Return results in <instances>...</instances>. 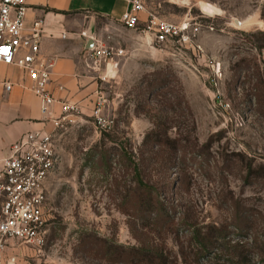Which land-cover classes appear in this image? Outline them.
Here are the masks:
<instances>
[{
	"label": "rangeland",
	"instance_id": "rangeland-1",
	"mask_svg": "<svg viewBox=\"0 0 264 264\" xmlns=\"http://www.w3.org/2000/svg\"><path fill=\"white\" fill-rule=\"evenodd\" d=\"M142 1L159 18L199 24L196 44L159 47L141 29L81 13L87 37L123 49L102 62L106 79L99 78L102 115L113 123L104 130L93 112L77 113L58 130L44 254L28 250L24 264H126L117 247L163 246V239L170 252L180 243L195 252L213 226L236 239L237 217L247 224L241 235L264 230V0ZM208 4L214 12L203 11ZM152 130L166 143L158 149L143 144ZM135 164L145 180L177 185L161 190L165 208L176 206L161 212L175 216L178 236L174 228L156 237L135 196L126 199ZM199 255L192 258L227 264L213 249Z\"/></svg>",
	"mask_w": 264,
	"mask_h": 264
},
{
	"label": "built area",
	"instance_id": "built-area-1",
	"mask_svg": "<svg viewBox=\"0 0 264 264\" xmlns=\"http://www.w3.org/2000/svg\"><path fill=\"white\" fill-rule=\"evenodd\" d=\"M128 9L120 22L129 29H141L153 36L159 47L169 43L195 45L200 25L189 21L173 23L147 11L142 0H125ZM146 13L145 19L141 14ZM27 6L24 0H0V63L21 67L32 81L31 90L40 98L41 109L51 128H42L24 133L10 146L8 155L2 159L0 168V264H15L18 252L24 247L37 257L44 254L47 233V182L60 163L57 132L65 121L79 111L77 103L60 101L61 111L57 115L52 107L57 102L48 89L53 62L45 59L40 51L41 23L35 22L26 32ZM86 34V32H83ZM91 48H87V66L100 75L101 64L123 54V49L103 44L95 36ZM89 60L92 64L89 63ZM10 90L11 83H5ZM105 105L103 95L98 96L94 107L98 126L111 128L113 119L102 115ZM17 250L7 256L8 248ZM38 264H47L40 261Z\"/></svg>",
	"mask_w": 264,
	"mask_h": 264
},
{
	"label": "crops",
	"instance_id": "crops-1",
	"mask_svg": "<svg viewBox=\"0 0 264 264\" xmlns=\"http://www.w3.org/2000/svg\"><path fill=\"white\" fill-rule=\"evenodd\" d=\"M27 6L25 31L40 22L42 35L40 51L43 58L53 62L51 81L48 85L57 102L52 109L61 111L60 101H70L79 106L78 113L90 114L98 101L99 77L84 62V53L90 41L81 20V13L98 15L120 21L128 9L125 0H24ZM146 14H141L145 19ZM110 69L112 68L111 65ZM5 83H11L6 90ZM32 81L17 65L0 63V168L10 146L24 133L42 128L49 129L46 115L41 109L40 98L31 90ZM18 252L15 264H24ZM17 250L8 248L7 256ZM25 264H30L25 262Z\"/></svg>",
	"mask_w": 264,
	"mask_h": 264
},
{
	"label": "trees",
	"instance_id": "trees-1",
	"mask_svg": "<svg viewBox=\"0 0 264 264\" xmlns=\"http://www.w3.org/2000/svg\"><path fill=\"white\" fill-rule=\"evenodd\" d=\"M166 136L168 140L169 137L168 135ZM149 141H155L154 148L157 149L166 144L161 139V135L155 132V130L147 134L143 144H148ZM177 150H179V147H177ZM134 166V187L128 189L126 199L129 200L135 196L136 203L139 206L137 212L143 213L146 218V225H144L149 231L152 230V233L154 231L156 237H160L162 232L165 234L173 233L174 228L175 235L178 236L175 216H170L176 206L166 209L167 205L161 193L163 188H168L172 184L166 181H147L144 179L139 165L135 164ZM162 167L164 168V166ZM177 184H180L179 180ZM172 186L174 188L177 187V185ZM162 209H165L167 213L170 212V215L164 218L161 212ZM234 220L236 222L234 228L237 231L236 239L228 238L229 235L225 233L226 228L213 226L210 230L208 228L203 233V237L199 241L195 252L192 248L188 250L187 247L180 243L176 252L171 251L173 252L172 254L165 245L166 239H163V246L140 242V246L117 247L120 251L116 252V254L126 264H203L200 262V259L192 258L193 253L195 255L200 254V257L202 254L205 253L206 255L213 249L227 257V264H264V230H257L253 226L247 227L250 235L244 236L240 232L246 228L244 226H247V224L242 225L240 217L234 218ZM166 224H168L167 227H165ZM180 224L186 225L184 221ZM111 250L107 249L106 255L111 256L113 254Z\"/></svg>",
	"mask_w": 264,
	"mask_h": 264
},
{
	"label": "bare ground",
	"instance_id": "bare-ground-1",
	"mask_svg": "<svg viewBox=\"0 0 264 264\" xmlns=\"http://www.w3.org/2000/svg\"><path fill=\"white\" fill-rule=\"evenodd\" d=\"M214 10H215V7L211 4H208V5H206V7L205 6L203 7V11L206 13L207 12L212 13V12H214ZM240 23L242 24V22H240Z\"/></svg>",
	"mask_w": 264,
	"mask_h": 264
},
{
	"label": "water",
	"instance_id": "water-1",
	"mask_svg": "<svg viewBox=\"0 0 264 264\" xmlns=\"http://www.w3.org/2000/svg\"><path fill=\"white\" fill-rule=\"evenodd\" d=\"M235 22L237 23V25L240 24V21H238V20H236ZM92 45H93V39H90V41H89V43H88V45H87V48H91Z\"/></svg>",
	"mask_w": 264,
	"mask_h": 264
}]
</instances>
